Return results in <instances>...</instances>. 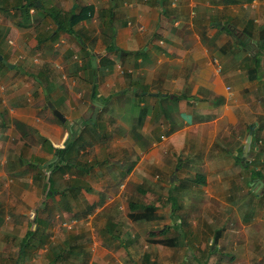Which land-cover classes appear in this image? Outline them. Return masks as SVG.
Returning a JSON list of instances; mask_svg holds the SVG:
<instances>
[{"label": "crops", "instance_id": "1", "mask_svg": "<svg viewBox=\"0 0 264 264\" xmlns=\"http://www.w3.org/2000/svg\"><path fill=\"white\" fill-rule=\"evenodd\" d=\"M25 2L0 0L2 264H264V0Z\"/></svg>", "mask_w": 264, "mask_h": 264}, {"label": "trees", "instance_id": "2", "mask_svg": "<svg viewBox=\"0 0 264 264\" xmlns=\"http://www.w3.org/2000/svg\"><path fill=\"white\" fill-rule=\"evenodd\" d=\"M36 4H37V0H26V2H25V6H26V7H29V6L36 7ZM90 11H91V7H89V6H85V7L81 8L79 14H75V13L71 14V13H72V12H71L70 14L67 15V21H66V24H65V23H62L58 18H55V20H56V22L58 23V25H59V29H60V30H63V31L69 32V33H71L72 35H74L75 33H74V30L72 29L73 26H74L76 23H78L79 21L84 20V19H87V18L89 17V15H90ZM70 15H71V18H70ZM109 98H110V97H109ZM108 100H109V99H107L106 101H108ZM106 101H102L103 105H105L104 102H106ZM73 132H74V131H73V127L70 126V127H69V134H70L69 136H70V137H71V134H72ZM66 147H67V146H65V147L62 148V149H61V148H60V149H56L59 158H60V157L63 158V157L65 156V154H61V153H63L64 150H65V152H66ZM61 158H60V159H61ZM53 165H54V164H49L48 167H49V168H52ZM48 182L50 183V179L48 180ZM48 191H51V188H50V187H49V190H48ZM36 220H37V218H35L34 221L36 222ZM33 232H34V231H28V233H27V234L24 236V238L22 239V245H26V244L29 242V240L32 238V234H33ZM45 241H46V238L43 240L42 243H44ZM63 252H65V251L62 250V251H61V254H59V255H57V257H55L56 260L60 258V256L63 254ZM21 253H22V254H21ZM19 254H21L22 257H23V255H24V251L22 250V248H21Z\"/></svg>", "mask_w": 264, "mask_h": 264}, {"label": "rangeland", "instance_id": "3", "mask_svg": "<svg viewBox=\"0 0 264 264\" xmlns=\"http://www.w3.org/2000/svg\"><path fill=\"white\" fill-rule=\"evenodd\" d=\"M57 223V224H56ZM61 223V221H57V222H55L54 223V227H53V229H52V232H49V235L51 236L52 235V237L53 238H51V240H56L58 237L59 238H62V237H65L66 235H65V233H63L64 232V227L65 226H63L62 225V223ZM66 230V229H65ZM56 233V234H55ZM48 235V236H49ZM54 235V236H53ZM18 240L15 242V243H12V241H8L7 242V244H6V246H5V253H4V251H0V264H2V263H4V259L5 260H7L8 259V263H10L9 262V260H13V258L16 256V254H17V250H18V245H17V242H19L20 243V240H19V237L17 238ZM58 240V239H57ZM14 244V245H13ZM3 245H4V243H3ZM17 247V248H16ZM16 248V250H13V249H15ZM35 253H36V255H37V250L36 251H34ZM46 253L47 252H45V253H43V255H46ZM201 254V253H200ZM34 255V254H33ZM35 255V256H36ZM187 255V254H186ZM8 257V258H7ZM47 261V260H46ZM193 260L191 259V258H188L187 259V263L189 264V262L191 263ZM64 262V261H63ZM60 264V263H59ZM63 264V263H62ZM191 264H195V263H191Z\"/></svg>", "mask_w": 264, "mask_h": 264}, {"label": "water", "instance_id": "4", "mask_svg": "<svg viewBox=\"0 0 264 264\" xmlns=\"http://www.w3.org/2000/svg\"><path fill=\"white\" fill-rule=\"evenodd\" d=\"M0 59H2L1 58V56H0ZM3 62H5L4 60H3ZM92 65L94 66L95 65V59H93L92 60ZM11 66H13V65H11ZM50 105V108L51 109H54V107H53V105L52 104H49ZM98 110H99V107H98V105H96V106H94V107H92V109H89L87 112L89 113V112H91V114L90 115H88V116H83V120H88V119H92V120H94L95 118H96V114H97V112H98ZM56 115H57V117L59 118V119H61L62 121H64V118L62 117V115L60 114V113H56ZM249 141H250V136L248 137V139H247V144H246V146H245V150H247V148H248V143H249ZM260 182H259V186H260ZM258 186V183L256 184V187ZM44 198V197H43Z\"/></svg>", "mask_w": 264, "mask_h": 264}, {"label": "built area", "instance_id": "5", "mask_svg": "<svg viewBox=\"0 0 264 264\" xmlns=\"http://www.w3.org/2000/svg\"><path fill=\"white\" fill-rule=\"evenodd\" d=\"M122 72V71H121Z\"/></svg>", "mask_w": 264, "mask_h": 264}]
</instances>
